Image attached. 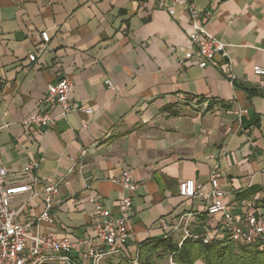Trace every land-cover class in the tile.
Segmentation results:
<instances>
[{"label": "crops", "instance_id": "crops-1", "mask_svg": "<svg viewBox=\"0 0 264 264\" xmlns=\"http://www.w3.org/2000/svg\"><path fill=\"white\" fill-rule=\"evenodd\" d=\"M196 4L206 29L229 45L230 74L221 55L203 68L185 59L191 27L184 5L170 15L154 0H0V168L7 182L23 183L30 162L39 163L33 175L43 183L67 180L51 228L81 238L94 234L95 203L85 197L117 213L128 190L113 179L133 170L138 187L124 255L101 264H137L142 245L164 235L162 217L190 214L193 233H204L206 198L181 196L184 180L207 193L217 177L233 213L252 203L264 214V91L253 71L264 67V0ZM45 30L50 41L40 51ZM64 76L73 83L71 98L94 114L60 117L56 108L54 127L23 125L25 115L47 109L49 86ZM238 106L248 112L240 116ZM25 202L22 218L39 215L41 196L18 195L12 207ZM172 237L185 239L182 231Z\"/></svg>", "mask_w": 264, "mask_h": 264}, {"label": "built area", "instance_id": "built-area-1", "mask_svg": "<svg viewBox=\"0 0 264 264\" xmlns=\"http://www.w3.org/2000/svg\"><path fill=\"white\" fill-rule=\"evenodd\" d=\"M158 8L166 10L170 15H175L176 7H186L191 32L189 35V49L185 59L194 60L201 68L216 63V56L221 55L227 62L222 70L231 72V60L228 44L213 35L205 27L206 15L197 8L196 0H154ZM42 44L40 51L47 47L50 41L48 30L42 31ZM2 32L0 30V40ZM37 54L29 55L30 61L37 59ZM254 74L258 78L257 84L264 91V67L255 65ZM107 85L114 89L110 80ZM73 83L67 76L59 78L49 86L47 95V109L29 113L23 117L22 123L26 127L49 129L55 126L58 115L54 114L56 108L60 109L59 116L66 117L71 112L83 111L89 115L94 114V109L83 106L71 98ZM43 101H39L42 104ZM206 102V107H207ZM241 116L247 109L238 106ZM84 129H89V124H84ZM86 151L81 152L85 156ZM45 156L42 158V160ZM38 162H30L23 169L25 181L20 184H10L6 180L7 170L0 168V264H101L106 257L124 255L127 239L130 237L128 218L132 211L133 195L137 190L132 169H125L113 181L128 190L124 195L117 213L106 207L101 201H96L91 195L85 200L95 203V213L92 217V236L76 238L71 235L60 236L52 227L56 218L53 214L62 186L67 185L65 179L43 183V180L33 175ZM77 161L69 168V173H74L78 167ZM82 167V166H81ZM31 192V197L41 196L43 208L39 215L22 218L21 213L27 210L28 203H23L19 208L12 205L18 195ZM180 195L195 197L204 195L206 198L205 212L209 216L210 226L205 227L202 235H196L191 229L190 214H183L175 220L162 217L159 222L164 235H172L182 231L185 238L201 237L205 243L214 239H228L238 244H251L264 251V214L253 210V204L247 203L243 213H233L225 201L226 191L222 188L217 177L210 179V189L204 192V185L193 179L180 183ZM48 226L47 231H42V226ZM78 252V256L74 252ZM137 261V259L135 260Z\"/></svg>", "mask_w": 264, "mask_h": 264}, {"label": "trees", "instance_id": "trees-1", "mask_svg": "<svg viewBox=\"0 0 264 264\" xmlns=\"http://www.w3.org/2000/svg\"><path fill=\"white\" fill-rule=\"evenodd\" d=\"M198 234L202 235L201 232ZM169 259L174 264H197L198 261L204 264H264V251L228 239L205 243L201 237H187L179 243L172 235H163L142 245L137 264H162Z\"/></svg>", "mask_w": 264, "mask_h": 264}]
</instances>
